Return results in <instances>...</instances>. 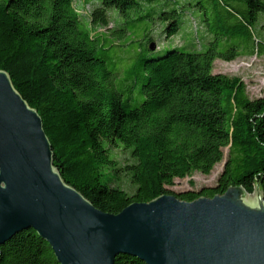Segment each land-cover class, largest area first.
I'll return each instance as SVG.
<instances>
[{
	"label": "trees",
	"instance_id": "trees-1",
	"mask_svg": "<svg viewBox=\"0 0 264 264\" xmlns=\"http://www.w3.org/2000/svg\"><path fill=\"white\" fill-rule=\"evenodd\" d=\"M98 1L85 18L74 0H0V69L41 115L64 180L97 208L118 214L131 203L172 195L168 186L177 178L210 174L229 148L216 185L173 195L192 201L235 185L253 193L257 184L264 194V96L250 98L242 78L213 72L217 59L235 60L242 48L264 53L263 35L254 32L264 0L187 2L201 10L214 36L198 51L152 49L155 23L167 39L180 30L181 11L170 8L175 0ZM110 9L122 23L96 34L109 27ZM126 44L138 51L145 98L137 105L115 87L107 65L109 50ZM116 149L128 150L131 161L121 166ZM122 173L133 193L120 187ZM0 264L60 263L48 241L29 229L1 246ZM114 264L147 263L119 254Z\"/></svg>",
	"mask_w": 264,
	"mask_h": 264
},
{
	"label": "water",
	"instance_id": "water-1",
	"mask_svg": "<svg viewBox=\"0 0 264 264\" xmlns=\"http://www.w3.org/2000/svg\"><path fill=\"white\" fill-rule=\"evenodd\" d=\"M29 229L60 264H114L119 254L147 264H264L259 184L253 193L235 185L192 201L164 194L105 212L64 180L41 115L0 69V259L1 246Z\"/></svg>",
	"mask_w": 264,
	"mask_h": 264
},
{
	"label": "rangeland",
	"instance_id": "rangeland-1",
	"mask_svg": "<svg viewBox=\"0 0 264 264\" xmlns=\"http://www.w3.org/2000/svg\"><path fill=\"white\" fill-rule=\"evenodd\" d=\"M190 0H175L171 1L170 8L179 9L178 21L180 24L179 32L167 39L163 30V26L159 23H155L151 29V33L155 38V45L159 49H166L172 46L183 47L187 51H198L206 48V44L210 40H213L214 36L210 35L203 27L202 12L198 7L186 6V3ZM195 1V2H194ZM207 3L206 0H203ZM197 0H193L192 3H196ZM76 8L80 11L81 15L85 18H89V14L93 9L95 3L94 0H74ZM242 6V4H239ZM184 6V7H182ZM232 8L239 10L237 4H231ZM212 15H214V11ZM114 9L109 10V16L111 23L108 28H101L98 33H108L115 29L122 23V18L116 14ZM237 17L229 14V22H236ZM264 13H260L259 21L254 26V32L256 35L262 33L264 36ZM109 32V33H110ZM110 36V34H108ZM261 36V38H264ZM113 39V38H108ZM124 39L120 43H125ZM134 44V43H132ZM117 47H121V44L117 41ZM124 45L123 48H111L108 53L107 65L116 76L114 77L115 87L124 92V98H130L133 105H137L145 98L140 94L141 80L136 70L138 63V51L136 46ZM257 48V45H256ZM241 55L232 61H224L217 59L214 64V73H223L229 76H238L242 78L247 87V93L250 98H258L264 96V53L249 54L245 49L240 50ZM118 72H122L120 76H117ZM138 81V82H137ZM137 86L136 89L134 87ZM132 87V88H131ZM131 88V89H130ZM130 89V90H129ZM114 153L117 159L120 161L121 166L131 161L130 152L128 150L116 149ZM229 155V148L224 149V159L220 163L216 164L212 172L205 175L200 172H194L191 175L182 178L175 179L174 184L168 186L171 193H179L186 190H199L204 186H214L218 182V178L222 173L226 160ZM120 187L129 193H133L135 185L132 184L130 178L122 173L119 182Z\"/></svg>",
	"mask_w": 264,
	"mask_h": 264
},
{
	"label": "crops",
	"instance_id": "crops-1",
	"mask_svg": "<svg viewBox=\"0 0 264 264\" xmlns=\"http://www.w3.org/2000/svg\"><path fill=\"white\" fill-rule=\"evenodd\" d=\"M85 1H86V0H85ZM94 1H95V3H97V4L99 3V1H98V0H94Z\"/></svg>",
	"mask_w": 264,
	"mask_h": 264
}]
</instances>
